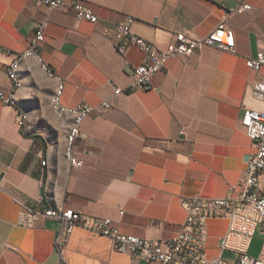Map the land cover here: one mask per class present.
I'll return each instance as SVG.
<instances>
[{"label":"crops","instance_id":"obj_1","mask_svg":"<svg viewBox=\"0 0 264 264\" xmlns=\"http://www.w3.org/2000/svg\"><path fill=\"white\" fill-rule=\"evenodd\" d=\"M81 2L99 16L98 23L77 21L71 9L33 0H0V90L8 91L9 65L22 57L15 104L0 102V264H161L120 253L111 238L82 226L64 243L58 220L22 226L12 196L37 207L110 218L126 235L169 238L186 220L183 199L226 196L256 151L241 118L245 107L264 110L251 92L259 72L247 65L264 50V0H247L252 8L244 12L235 11L234 0ZM128 15L135 19L132 31L160 49L178 32L206 36L223 19L236 46H205L191 56L171 57L147 88L116 94L115 87H126L132 68L145 59L138 46L121 54L117 39L106 32ZM42 21L47 26L41 53L26 50L15 57ZM59 91L68 107H96L73 143L82 167H72L65 155L74 116L54 111ZM229 226V219H209V257L239 259V251L220 246ZM263 250L264 232L258 230L248 253Z\"/></svg>","mask_w":264,"mask_h":264},{"label":"built area","instance_id":"obj_2","mask_svg":"<svg viewBox=\"0 0 264 264\" xmlns=\"http://www.w3.org/2000/svg\"><path fill=\"white\" fill-rule=\"evenodd\" d=\"M33 1L45 4L51 9H71L77 21L82 19L92 23L99 21V16L81 0H75L71 4L65 0ZM234 1L238 4L236 12H244L252 8L247 0ZM134 20L132 15H128L126 19L115 24L114 30H106L109 35L117 39V47L121 54H125L129 46H138L145 53L144 62L132 68L129 73V84L126 87H115L116 94L147 88L154 74L163 70L171 57L191 56L205 46H217L227 51H234L236 46L235 33L224 19L203 37H193L187 33L178 32L173 42L165 49H160L150 40L135 34L132 31ZM46 26L45 21L38 22L29 46L15 57L25 53L26 50L41 53ZM10 65L7 70L10 78L8 91L0 90V102L6 105H12L10 91L15 85V82L11 80ZM247 65L259 72L258 79L251 85V92L254 98L264 103V50H260L256 57L248 58ZM104 106L105 109L110 108L109 102L105 101ZM63 107L68 106L58 101V111ZM76 108L80 113V122L77 124L74 139H71L72 147L75 139L84 134L81 128L83 120L90 112L96 110V107L91 105H81ZM241 125L247 135L256 142V151L250 156L243 177L224 197L209 198L198 194L184 198L183 204L187 210L186 220L172 237L149 238L126 235L119 232L110 218L91 217L72 208L37 207L13 195V199L21 207L19 224L35 227L40 221L58 220L63 224L60 243L68 239L76 226H82L111 238L114 249L120 253L158 261L161 264H264V250L257 256L248 253L254 234L258 230L264 232V110L245 107ZM71 166L82 167L83 160L74 154V158H71ZM0 190H3L1 175ZM212 218L229 219V230L221 238L220 246L222 249L239 251L240 257L236 262H230L222 256H208L206 251L208 221Z\"/></svg>","mask_w":264,"mask_h":264},{"label":"bare ground","instance_id":"obj_3","mask_svg":"<svg viewBox=\"0 0 264 264\" xmlns=\"http://www.w3.org/2000/svg\"><path fill=\"white\" fill-rule=\"evenodd\" d=\"M29 52H33L38 55V51L35 50H28ZM22 57L15 58L10 65V72H11V80L15 82V85L12 87L10 91V101H12V104H15V92L20 87L21 83L17 77L16 68L19 62H21ZM60 91L54 95L52 99V105L53 109L56 112L57 115L63 116L67 113H70L74 116L73 124L70 127L68 137H67V148L65 151V155L69 163L71 164V158H74V151L71 143V139H74L75 133L77 130V124L80 122V113H78V108H71V107H63L58 111V101H61L60 99Z\"/></svg>","mask_w":264,"mask_h":264},{"label":"rangeland","instance_id":"obj_4","mask_svg":"<svg viewBox=\"0 0 264 264\" xmlns=\"http://www.w3.org/2000/svg\"><path fill=\"white\" fill-rule=\"evenodd\" d=\"M258 244H259L258 242L256 244L254 243L253 247H255L256 245L259 246Z\"/></svg>","mask_w":264,"mask_h":264}]
</instances>
